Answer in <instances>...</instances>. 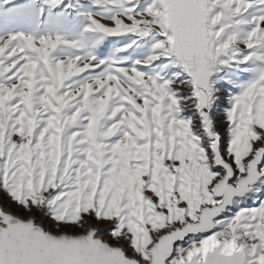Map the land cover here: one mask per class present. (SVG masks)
I'll list each match as a JSON object with an SVG mask.
<instances>
[{
    "label": "snow or ice",
    "instance_id": "obj_1",
    "mask_svg": "<svg viewBox=\"0 0 264 264\" xmlns=\"http://www.w3.org/2000/svg\"><path fill=\"white\" fill-rule=\"evenodd\" d=\"M0 264H264V0H0Z\"/></svg>",
    "mask_w": 264,
    "mask_h": 264
},
{
    "label": "rangeland",
    "instance_id": "obj_2",
    "mask_svg": "<svg viewBox=\"0 0 264 264\" xmlns=\"http://www.w3.org/2000/svg\"><path fill=\"white\" fill-rule=\"evenodd\" d=\"M106 238V237H105Z\"/></svg>",
    "mask_w": 264,
    "mask_h": 264
}]
</instances>
